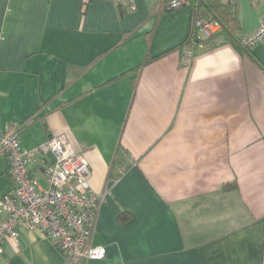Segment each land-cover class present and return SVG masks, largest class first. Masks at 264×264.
<instances>
[{
  "label": "crops",
  "instance_id": "1",
  "mask_svg": "<svg viewBox=\"0 0 264 264\" xmlns=\"http://www.w3.org/2000/svg\"><path fill=\"white\" fill-rule=\"evenodd\" d=\"M221 2L238 39L264 15V0ZM133 5L0 0V131L17 125L26 150L64 136L109 191L92 239L106 256L85 264H264V41L219 30L185 66L192 8ZM51 161L29 166L43 188ZM12 188L2 158L0 198ZM2 247L0 264L63 262L39 229Z\"/></svg>",
  "mask_w": 264,
  "mask_h": 264
},
{
  "label": "built area",
  "instance_id": "2",
  "mask_svg": "<svg viewBox=\"0 0 264 264\" xmlns=\"http://www.w3.org/2000/svg\"><path fill=\"white\" fill-rule=\"evenodd\" d=\"M134 10L133 0H111ZM168 11L187 6L188 0H163ZM198 39H208L220 30L217 21L201 19L196 23ZM264 41V15L251 34L240 39V45L251 48ZM183 65L194 56L191 46L182 52ZM20 128L11 124L0 131V159L8 162L12 190L0 198V256L6 238L16 240L19 228L39 229L51 239L62 255V264H85L106 256L103 247L92 244L99 209L107 201L109 191L97 194L89 186L90 168L64 136L52 137L32 149L20 146ZM52 156L41 164L46 187H41L29 171L36 157Z\"/></svg>",
  "mask_w": 264,
  "mask_h": 264
},
{
  "label": "trees",
  "instance_id": "3",
  "mask_svg": "<svg viewBox=\"0 0 264 264\" xmlns=\"http://www.w3.org/2000/svg\"><path fill=\"white\" fill-rule=\"evenodd\" d=\"M188 6L192 8L193 24L189 36L179 48L181 52H183L185 47L191 46L195 53V49L199 44L208 43L218 36V34H214L205 40L198 39V28L196 23L202 19L199 15L200 10H204L207 13L210 21H217L220 24L221 29L219 33L221 34L219 35L223 36L225 41L230 42L241 50H247V48L240 45L239 39L234 35L238 29V21L229 4L222 3L221 0H188ZM147 61L149 62L150 60L147 59ZM229 187L230 186H225V188Z\"/></svg>",
  "mask_w": 264,
  "mask_h": 264
}]
</instances>
